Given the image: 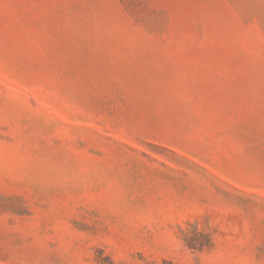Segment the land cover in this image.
I'll return each instance as SVG.
<instances>
[{
  "label": "rangeland",
  "instance_id": "rangeland-1",
  "mask_svg": "<svg viewBox=\"0 0 264 264\" xmlns=\"http://www.w3.org/2000/svg\"><path fill=\"white\" fill-rule=\"evenodd\" d=\"M0 264H264V0H0Z\"/></svg>",
  "mask_w": 264,
  "mask_h": 264
}]
</instances>
